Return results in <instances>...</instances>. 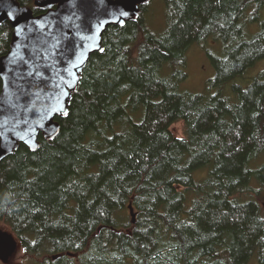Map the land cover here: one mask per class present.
<instances>
[{"label": "trees", "instance_id": "obj_1", "mask_svg": "<svg viewBox=\"0 0 264 264\" xmlns=\"http://www.w3.org/2000/svg\"><path fill=\"white\" fill-rule=\"evenodd\" d=\"M261 1L160 0L162 32L147 4L107 27L58 133L0 162V223L28 263L264 264V70L222 91L264 57V25L244 30ZM11 32L0 24V56ZM208 40L224 49L216 93L181 91L187 50Z\"/></svg>", "mask_w": 264, "mask_h": 264}, {"label": "water", "instance_id": "obj_2", "mask_svg": "<svg viewBox=\"0 0 264 264\" xmlns=\"http://www.w3.org/2000/svg\"><path fill=\"white\" fill-rule=\"evenodd\" d=\"M151 0H33V14L17 0H0V24L12 28L8 51L0 56V162L22 144L38 148V137H54L57 117H66L83 68L101 52L107 27L122 26ZM264 209V204L262 205ZM128 211L134 221L131 205ZM0 231V260L16 248Z\"/></svg>", "mask_w": 264, "mask_h": 264}, {"label": "rangeland", "instance_id": "obj_3", "mask_svg": "<svg viewBox=\"0 0 264 264\" xmlns=\"http://www.w3.org/2000/svg\"><path fill=\"white\" fill-rule=\"evenodd\" d=\"M260 15V12H259ZM261 19L264 20V8L262 9ZM146 27L154 32L160 33L165 27V7L160 0H151L147 3L146 11L143 16ZM246 35L255 31V27L250 23ZM255 33V32H254ZM253 33V34H254ZM223 46L221 42H213L211 40L192 45L186 52V67L184 68L185 78L179 83L180 90L191 94H214L218 89V85L214 84L216 69L212 63L213 58L223 57ZM264 70V57L260 59L252 68H250L243 76H237L226 84L222 91L230 99L236 98V92L232 89V85L239 86L241 89L246 88L257 77L258 73ZM171 131L175 136H182V123L177 122L171 126ZM257 201L261 208L264 204V195L260 194ZM264 211V210H263ZM127 216L130 218L127 211ZM0 231L10 233L9 228L0 223ZM0 264H30L23 257L22 250L16 243V248L9 256L6 262L0 260ZM248 264H258L253 258Z\"/></svg>", "mask_w": 264, "mask_h": 264}, {"label": "flooded vegetation", "instance_id": "obj_4", "mask_svg": "<svg viewBox=\"0 0 264 264\" xmlns=\"http://www.w3.org/2000/svg\"><path fill=\"white\" fill-rule=\"evenodd\" d=\"M263 8H264V0L261 1V6H260L259 9L257 10V12H260V15H259V13H258V14H257V17H255V15L250 16V17L247 19V22L244 23V30H246V32H248V29H249V26H247V24H250V23H251V24L255 27V31L253 30V32L250 33L251 35H252L254 32L257 33V32L260 30L262 24L264 25V20L261 19V17H260ZM208 41H209V40H208ZM211 41H213V40H211ZM213 42H217V41H213Z\"/></svg>", "mask_w": 264, "mask_h": 264}]
</instances>
